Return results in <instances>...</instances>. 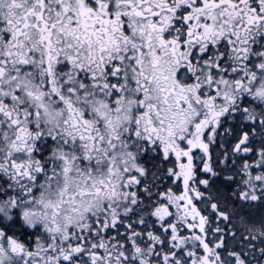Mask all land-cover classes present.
<instances>
[{"label": "snow or ice", "instance_id": "1", "mask_svg": "<svg viewBox=\"0 0 264 264\" xmlns=\"http://www.w3.org/2000/svg\"><path fill=\"white\" fill-rule=\"evenodd\" d=\"M0 264H264V0H0Z\"/></svg>", "mask_w": 264, "mask_h": 264}]
</instances>
